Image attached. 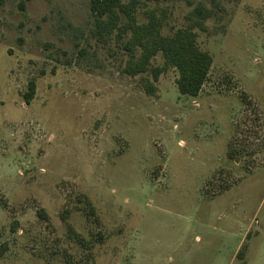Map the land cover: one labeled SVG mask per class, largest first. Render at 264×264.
Segmentation results:
<instances>
[{
    "label": "rangeland",
    "instance_id": "1",
    "mask_svg": "<svg viewBox=\"0 0 264 264\" xmlns=\"http://www.w3.org/2000/svg\"><path fill=\"white\" fill-rule=\"evenodd\" d=\"M22 2L0 4V264H264V0L139 10L164 35L214 11L196 98L176 69L126 74L90 0Z\"/></svg>",
    "mask_w": 264,
    "mask_h": 264
},
{
    "label": "trees",
    "instance_id": "2",
    "mask_svg": "<svg viewBox=\"0 0 264 264\" xmlns=\"http://www.w3.org/2000/svg\"><path fill=\"white\" fill-rule=\"evenodd\" d=\"M5 0H0L3 4ZM31 0H24L22 8ZM163 0H90V11L93 26L90 34L99 44L106 45L113 39L124 42V50L129 54L125 73L136 77L152 73L155 82L160 75L169 69H176L179 77L176 81L181 95L196 98L205 84L213 66V57L203 51L198 44L197 31L207 32V22L214 17V11L204 6H197L188 16L187 24L164 35V18L157 9L145 10V21L139 18V10L148 3H160ZM162 55L164 65L152 69V61ZM151 83L146 85L151 93ZM37 82H29L28 91L24 94L26 104L35 99ZM94 209H92V213ZM243 253L238 254L243 257ZM246 264V263H242Z\"/></svg>",
    "mask_w": 264,
    "mask_h": 264
}]
</instances>
